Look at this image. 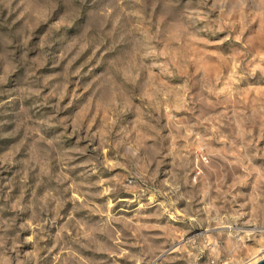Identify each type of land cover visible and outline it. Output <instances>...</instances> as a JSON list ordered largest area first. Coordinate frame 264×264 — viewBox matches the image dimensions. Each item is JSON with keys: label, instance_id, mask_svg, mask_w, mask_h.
<instances>
[{"label": "rangeland", "instance_id": "obj_1", "mask_svg": "<svg viewBox=\"0 0 264 264\" xmlns=\"http://www.w3.org/2000/svg\"><path fill=\"white\" fill-rule=\"evenodd\" d=\"M264 258V0H0V264Z\"/></svg>", "mask_w": 264, "mask_h": 264}, {"label": "water", "instance_id": "obj_2", "mask_svg": "<svg viewBox=\"0 0 264 264\" xmlns=\"http://www.w3.org/2000/svg\"><path fill=\"white\" fill-rule=\"evenodd\" d=\"M255 264H264V258L260 259V260L257 261Z\"/></svg>", "mask_w": 264, "mask_h": 264}, {"label": "bare ground", "instance_id": "obj_3", "mask_svg": "<svg viewBox=\"0 0 264 264\" xmlns=\"http://www.w3.org/2000/svg\"><path fill=\"white\" fill-rule=\"evenodd\" d=\"M256 263V261L254 260L253 262H252V264H255Z\"/></svg>", "mask_w": 264, "mask_h": 264}]
</instances>
